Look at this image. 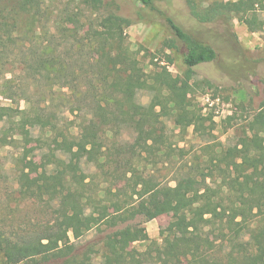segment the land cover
Masks as SVG:
<instances>
[{"label":"trees","instance_id":"trees-1","mask_svg":"<svg viewBox=\"0 0 264 264\" xmlns=\"http://www.w3.org/2000/svg\"><path fill=\"white\" fill-rule=\"evenodd\" d=\"M15 1L6 7L12 14L29 13L34 8L33 0ZM79 1L95 13L106 14L112 27L100 24L85 35L91 51L89 58L97 64V71L92 74L95 83L79 89L86 106L79 112L80 119L73 126L51 124L45 131L49 135L41 139L45 149L40 165L46 179L54 183L48 188L29 181L18 169L19 192L51 206L52 219L16 238L0 232L2 264H92V249L77 255L71 239L77 240L100 226L108 230L101 248L108 262L109 256L121 254L126 245L148 241L143 223L171 213L177 216L178 227L163 240L170 254L168 264H264V100L247 124L254 134L241 153L230 149L208 151L209 163L213 164L207 167L209 173H204L196 162L192 172L184 173L173 186L154 183L138 169L144 154L157 155L165 147L167 138L162 128L158 129L162 122L156 109L160 107L162 113L170 114L179 128L201 124L202 117L192 114L190 82L194 69L214 62L216 52L166 17L174 37L167 47L179 53L185 67L182 83L176 85L165 67L145 74L123 48V29L132 22L121 12L123 0ZM133 1L150 12H158L156 0ZM186 4L199 24L222 22L228 26L238 18L250 32L264 27L259 17L264 0L212 1L205 7L186 0ZM16 20L12 19L10 25L19 29ZM4 44L0 40V46ZM38 57L40 70L47 78L50 74L60 78L63 68L58 65V55L51 52ZM43 63L51 68L42 67ZM262 82L264 85V78ZM135 85L152 94L147 106L135 101ZM28 106H0V150L19 139L21 144L32 140L31 131L41 122L42 113L39 105ZM69 112L74 110L70 108ZM120 128L133 133L132 144L126 148L112 141ZM22 160L23 157L19 163ZM86 167L96 171L90 182L86 181ZM94 178L99 179L96 185L101 183L100 187L92 188ZM112 180L117 181L113 187ZM210 233L217 237L210 239ZM223 245L224 255L218 259L213 252Z\"/></svg>","mask_w":264,"mask_h":264},{"label":"rangeland","instance_id":"rangeland-1","mask_svg":"<svg viewBox=\"0 0 264 264\" xmlns=\"http://www.w3.org/2000/svg\"><path fill=\"white\" fill-rule=\"evenodd\" d=\"M194 1L205 7L221 0ZM14 3L15 0H0V40L5 41L0 46V106L24 109L28 105H39L42 113L39 120L43 123L35 125L32 140L27 144H21L19 139L13 146L0 150V232L11 238L35 231L52 219L51 206L19 192L18 169L24 171L29 181L48 188L54 183L46 179L47 174L40 165L45 149L41 139L49 135L45 131L51 124L73 126L80 119L79 112L86 106L79 89L95 83L92 74L97 71V64L89 58L91 51L86 46L85 35H90L100 24L112 27L106 14L93 12L79 0H33L34 8L29 13L12 14L6 7ZM155 6L158 12H150L133 0L121 2V12L132 21L123 29V48L145 74L165 67L176 85L182 83L185 67L179 53L167 47L174 37L165 22L166 17L184 32L208 43L217 55L214 62L197 66L190 82L192 114L202 117L201 124L182 129L175 126L170 114L162 113L160 107L156 109L162 122L158 129L162 128L167 138L163 154H144L138 171L154 183L173 186L184 173L192 172L196 162L204 168V173H209L207 167L213 164L209 163L208 151L230 149L241 153L254 134L247 124L264 100V27L250 32L238 18L228 26L222 22L199 24L190 15L186 0H156ZM259 17L264 21V11L259 12ZM12 19H17L19 29L11 27ZM7 39L10 40L7 42ZM51 52L61 61L58 64L63 68L60 78L51 74L47 78L40 70L38 56ZM41 66L51 68L48 63ZM205 81L212 85H206ZM137 85L133 89L134 99L147 106L152 94ZM70 108L74 113L69 112ZM117 131L113 143L122 148L130 146L132 131L128 128ZM21 157L23 160L19 163ZM84 173L86 181L96 177L91 167L84 168ZM98 181L93 179L92 188L101 186V183L96 185ZM117 181L111 182V186ZM142 226L148 241L126 245L121 254L109 256L108 262L101 249L108 232L104 226L91 229L77 240L71 239L74 252L81 255L90 247L92 264H168L170 254L163 240L175 233L177 216L166 214ZM216 235L210 233L208 237L215 239ZM221 247L213 252L218 259L225 252L224 245ZM2 262L0 257V264Z\"/></svg>","mask_w":264,"mask_h":264}]
</instances>
